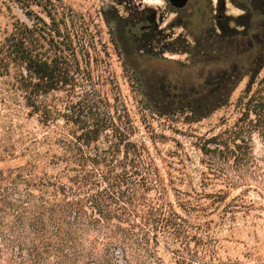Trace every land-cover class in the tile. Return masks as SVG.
<instances>
[{"label":"trees","instance_id":"16d2710c","mask_svg":"<svg viewBox=\"0 0 264 264\" xmlns=\"http://www.w3.org/2000/svg\"><path fill=\"white\" fill-rule=\"evenodd\" d=\"M0 4L11 19L0 38V264H264V0L240 29L209 36L206 25L188 65L212 60L214 71L173 86L131 64L130 26L114 11L149 120L108 88L91 35L78 39L42 0ZM228 106L234 118L206 134L178 130Z\"/></svg>","mask_w":264,"mask_h":264},{"label":"rangeland","instance_id":"374dc122","mask_svg":"<svg viewBox=\"0 0 264 264\" xmlns=\"http://www.w3.org/2000/svg\"><path fill=\"white\" fill-rule=\"evenodd\" d=\"M223 1L225 4V15L230 17L229 27L240 29L237 26V18L243 13V9L239 6L242 0ZM42 2L47 5L52 14H55L56 21H64L69 29L74 30V35L78 39L81 38L82 34L91 35L94 50L90 52L91 54L95 52L99 57L98 64L95 65L97 70L99 72L102 71L105 76L109 75L108 88L118 91L121 99L128 104L130 109L138 111V118L144 117L146 120H149V114L139 111L138 107L141 105L139 83L133 77L132 71L125 66L124 60L126 61V59L114 43L115 33L110 24L114 20L115 10L122 17H127V12H131L134 8L148 7L157 12L156 22L160 33L151 40L144 50L138 48L135 50V55L133 54L128 57L131 64L145 73L148 79L165 81L168 86H173L178 81H187L190 75L198 69L203 70L206 75H210L214 71L215 65L212 60L207 65L196 68L188 65V50L194 45L196 40L200 39L201 30L205 29L207 25L206 13L209 8V0H190L188 5L178 12L169 10L167 2L164 0H132L130 6H125L126 3L117 4V0H46V2L42 0ZM215 2L216 0H212V6L216 4ZM198 6L202 9L200 16L204 19L203 27L198 28L195 32H191L188 29L189 25L186 20L192 16L195 8ZM0 7L2 10L5 9L3 4H0ZM33 9L38 13V7L34 6ZM13 12L22 20L27 21L18 4L14 5ZM39 14L41 15V13ZM160 17L162 18L161 21H159ZM10 22L9 14L0 12V38L3 32L9 29ZM86 27L88 28L87 33L84 32V28ZM216 30L218 31L219 29L216 27ZM177 36L184 38L186 43L185 50L175 51L170 46H166L169 40L177 38ZM161 40L163 42H160ZM188 86H190V83H188ZM243 86L244 82L238 86L234 97ZM234 116L235 112L232 106H228L193 128L181 129L179 127L178 130L182 134H206L213 127H216L220 120L224 118H229L230 120ZM154 126L156 130H159L158 126ZM166 134L182 140L185 148L191 149L188 143L190 140L183 137L182 134ZM258 149L259 147H257Z\"/></svg>","mask_w":264,"mask_h":264},{"label":"flooded vegetation","instance_id":"af4514ba","mask_svg":"<svg viewBox=\"0 0 264 264\" xmlns=\"http://www.w3.org/2000/svg\"><path fill=\"white\" fill-rule=\"evenodd\" d=\"M216 4L212 6V0H209V8L207 11V27L209 36L214 35L216 27L222 33L227 32L230 25V17L225 15V4L223 0H216ZM130 6V3L125 6ZM243 9V13L238 16V20H244L248 16L254 20V0H242L239 5ZM169 10H176L167 3ZM129 11V10H128ZM127 17L119 16L125 23L130 26L127 30V35H124V41L126 43L132 42L135 49L142 48L144 50L147 45L150 44L151 40L160 33L157 26V12L148 7L134 8L131 12H127ZM161 17L159 21H161ZM168 38V36H166ZM163 39V38H162ZM160 42H163L162 40ZM166 46H170L175 51L185 50L186 43L182 36L172 38Z\"/></svg>","mask_w":264,"mask_h":264},{"label":"water","instance_id":"95a60500","mask_svg":"<svg viewBox=\"0 0 264 264\" xmlns=\"http://www.w3.org/2000/svg\"><path fill=\"white\" fill-rule=\"evenodd\" d=\"M164 1L169 3V5L174 9L182 10L188 5L190 0H164Z\"/></svg>","mask_w":264,"mask_h":264}]
</instances>
